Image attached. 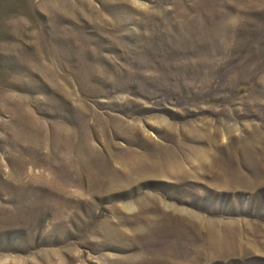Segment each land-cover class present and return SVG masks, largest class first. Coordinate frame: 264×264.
Listing matches in <instances>:
<instances>
[{"label":"rangeland","instance_id":"1","mask_svg":"<svg viewBox=\"0 0 264 264\" xmlns=\"http://www.w3.org/2000/svg\"><path fill=\"white\" fill-rule=\"evenodd\" d=\"M0 264H264V0H0Z\"/></svg>","mask_w":264,"mask_h":264}]
</instances>
